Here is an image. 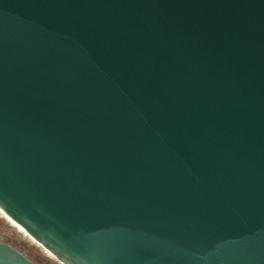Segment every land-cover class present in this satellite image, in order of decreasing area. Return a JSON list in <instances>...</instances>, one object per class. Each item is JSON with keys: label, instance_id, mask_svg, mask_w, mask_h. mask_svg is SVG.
Listing matches in <instances>:
<instances>
[{"label": "water", "instance_id": "95a60500", "mask_svg": "<svg viewBox=\"0 0 264 264\" xmlns=\"http://www.w3.org/2000/svg\"><path fill=\"white\" fill-rule=\"evenodd\" d=\"M0 222L52 264H264V0H0Z\"/></svg>", "mask_w": 264, "mask_h": 264}, {"label": "flooded vegetation", "instance_id": "af4514ba", "mask_svg": "<svg viewBox=\"0 0 264 264\" xmlns=\"http://www.w3.org/2000/svg\"><path fill=\"white\" fill-rule=\"evenodd\" d=\"M1 228L2 223L0 222V238L2 243L10 246L11 248L21 253L26 259H28L33 264H52L45 261L39 253L35 252L32 249H29L23 241L17 239L16 237L10 234L5 233Z\"/></svg>", "mask_w": 264, "mask_h": 264}]
</instances>
